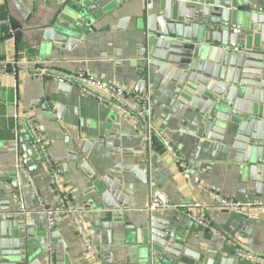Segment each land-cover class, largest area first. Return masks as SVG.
Masks as SVG:
<instances>
[{"label":"crops","instance_id":"obj_1","mask_svg":"<svg viewBox=\"0 0 264 264\" xmlns=\"http://www.w3.org/2000/svg\"><path fill=\"white\" fill-rule=\"evenodd\" d=\"M62 1L0 0V58L7 61L17 58L67 73H86L104 81H117L136 96L140 78L137 66L141 64L136 54L142 38L133 22L145 5L156 6L162 0L132 1L114 15L96 22L82 43L59 53L52 44L42 41V28L52 20ZM196 1L227 6L234 0ZM238 1L244 4L250 0ZM160 82L151 79L142 97H149L155 125L185 160L190 178L184 177L170 154L156 142L149 154L146 186L123 170L147 156L142 140L129 123L70 87L52 98V102L62 107L60 115L43 112L40 105L32 103L55 93L57 83L40 81L27 74L0 73V203L7 201L9 209L17 212L21 206L26 210L21 217L34 234L28 241L40 264L123 262L121 225L113 224L110 213L98 211L102 207L91 192V180L79 169L83 160L80 153L79 163L67 160V152L75 150L72 149L75 144L81 147L84 143L90 144L86 163L93 174L119 179L122 192L129 194L133 205L128 212L132 228L140 226L152 205L155 207L152 212L168 222L191 254L218 256L231 260V264H258L236 258V250L264 255V214L258 220H247L216 208L209 196V191H213L224 198L248 203L263 199L264 187L256 193L254 185L243 180L227 148L205 136L198 114L179 103L169 87H162ZM14 113L19 115L18 119L13 117ZM25 114L31 117L48 160L58 173L55 187L50 184L48 164L27 133ZM19 160L27 169L40 202L27 177L18 170ZM59 193L70 196L73 204L84 212L83 225L97 258L87 253L70 218H60L49 231L45 220L36 214L42 206H54ZM154 194L168 205L159 199L154 201ZM187 214L204 220L223 238L196 226Z\"/></svg>","mask_w":264,"mask_h":264},{"label":"water","instance_id":"obj_2","mask_svg":"<svg viewBox=\"0 0 264 264\" xmlns=\"http://www.w3.org/2000/svg\"><path fill=\"white\" fill-rule=\"evenodd\" d=\"M132 1L136 0H63L42 28V41L59 53L70 50L84 41L96 22ZM133 24L142 38L136 54L141 64L135 95L147 93L151 79L161 80L179 103L198 114L202 133L227 148L243 180L260 193L264 187V0L244 4L234 0L227 6L162 0L156 6L145 5ZM57 84V93L46 94L32 105L60 115L62 107L52 98L68 86ZM72 149L67 160L77 164L79 153L83 157L79 169L91 180V192L102 207L98 211L110 213L113 224L121 225L125 247L120 264H231L218 256L191 254L150 206L140 226L132 228L128 212L133 205L120 180L93 174L86 163L90 144H75ZM149 164L147 154L145 160L123 170L148 186ZM153 198L168 205L158 194ZM33 235L26 219L10 210L7 201L1 202L0 264H40L28 241Z\"/></svg>","mask_w":264,"mask_h":264},{"label":"built area","instance_id":"obj_3","mask_svg":"<svg viewBox=\"0 0 264 264\" xmlns=\"http://www.w3.org/2000/svg\"><path fill=\"white\" fill-rule=\"evenodd\" d=\"M0 73L12 76L27 74L40 81L51 80L52 82L62 83L70 88L76 89L80 96L94 99L104 108L114 112L118 118L129 123L135 134L142 140L144 151L147 154H150L155 143L159 142L170 154L174 163H176L178 168L183 172L184 177L186 179L190 178L187 173V164L185 160L174 150L170 142L165 138L163 132L155 125L152 103L148 96H134L126 90L124 84L117 81H104L86 73H67L53 67L40 66L33 62L17 58L8 61L0 58ZM13 117L18 119L19 115L14 113ZM23 119L26 123L27 133L32 139L33 144L49 166L50 184L55 187L58 173L48 160L43 140L38 134L37 128L32 122L31 117L25 114ZM19 161L18 170L27 177L33 187L37 200L40 202L41 199L32 184V179L27 169L23 168L21 160ZM209 196L212 198L216 208L247 220H258L260 216L264 214V198L254 202L242 203L224 198L213 191H209ZM154 208L155 207L151 205L150 211H153ZM19 213H26L23 206L20 207ZM36 214L45 220L49 231L54 228L56 222L60 218H70L76 232L83 238L87 253L97 258L94 247L83 225L82 216L84 212L73 204L70 196L59 193L54 206H42ZM187 216L196 226L208 230L219 238H223L217 230L204 220L191 214H187ZM235 257L241 260L264 264V255L249 251L236 250Z\"/></svg>","mask_w":264,"mask_h":264}]
</instances>
